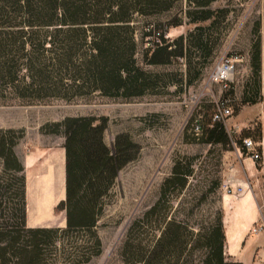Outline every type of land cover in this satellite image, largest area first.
<instances>
[{"label": "trees", "instance_id": "trees-1", "mask_svg": "<svg viewBox=\"0 0 264 264\" xmlns=\"http://www.w3.org/2000/svg\"><path fill=\"white\" fill-rule=\"evenodd\" d=\"M180 1L0 0V100L69 101L94 93L131 98L162 93L170 85L181 91V86L199 77L211 56L213 46L207 45L204 28L196 26L173 40L158 33L156 41L143 48L142 62L147 65H164L176 57L183 58L185 73L179 74L177 82L173 71H148L137 65L132 22L135 14H157ZM183 1L181 12L192 23L224 20L228 13L225 7L211 9L209 4L214 0ZM180 20L173 17L166 25H176ZM151 27L142 34L150 35ZM250 35V80L241 96V102L249 104L258 99L260 89L258 17ZM193 50L206 61L191 70ZM192 120L199 131L196 141L228 142L220 120L211 117L212 122H201L191 117L185 128L192 126ZM106 121L103 116L68 115L39 127L41 133L63 138V198L56 205L64 213L63 227L25 224L23 168L13 152L23 131L0 129V157L13 179V201L9 205L2 199L8 191L0 179V264H84L99 255L101 243L95 225L104 199L118 170L139 151L138 144L126 133L116 134L109 149L102 138ZM181 168L179 159H174L156 200L127 227L120 245L123 264H184L196 240L206 249L208 264H240L224 256L220 216L198 239H191L192 230L168 215L169 203L161 206L163 201L168 202L174 184H184L191 172L190 160L185 169ZM148 225L149 232L145 228ZM72 233L81 237L69 239Z\"/></svg>", "mask_w": 264, "mask_h": 264}, {"label": "rangeland", "instance_id": "rangeland-1", "mask_svg": "<svg viewBox=\"0 0 264 264\" xmlns=\"http://www.w3.org/2000/svg\"><path fill=\"white\" fill-rule=\"evenodd\" d=\"M184 5L182 0L167 11L152 15L135 14L132 19L137 65L148 71H173L177 82L179 74L185 73L183 58L176 57L164 65H147L142 62V50L156 41L158 33L173 40L179 35L184 37L196 26L204 28L203 37L208 46H213L211 56L199 77L192 84L181 86V91H177L176 85H170L162 93L131 98L94 93L69 101L57 98L29 102L10 98L0 100V129L23 131L13 146V152L23 168L27 226H64V213L56 207L63 198V138L41 133L39 127L42 124L68 115L103 116L107 121L102 138L109 149L118 133L128 134L138 144L136 157L118 170L96 222L95 232L101 251L84 264H123L120 245L126 229L156 200L159 186L170 173L174 159H179L181 169H185L189 159L191 172L181 187L172 186L167 195L168 202L163 201L161 206L169 203L168 215L192 230L191 239H196L221 215V197L225 194L222 186L225 183H238L242 188L238 195L251 191L264 218V92L259 89V97L254 103L241 102L243 88L250 80V28L257 17L260 18V12L264 14V4L260 0H214L209 4L211 9L225 7L228 13L224 20L216 18L211 23L189 22L181 12ZM173 17H181V20L176 25L167 26ZM150 27L151 34L144 36L142 33ZM192 56L191 70L206 61L197 50L192 51ZM237 56L240 59L233 62L229 85L219 92L218 85L208 81V75L221 59ZM221 100L231 110L221 120L228 142L196 141L194 137L199 131L194 128V120L192 126L185 128L188 119L194 117L201 122H212L213 110ZM243 137L256 143L254 150L260 154L259 160L252 161L249 151L241 149ZM40 173H48L55 179L59 194L39 209L34 177ZM0 179L8 191L2 199L9 205L13 201L10 193L13 179L10 171L3 168L1 157ZM145 228L149 232L150 226ZM258 229L260 227L255 228ZM79 237L81 234L72 233L68 238ZM196 241L184 255V264H208L206 249L200 240ZM256 250L260 259L253 254ZM224 256L233 260L225 253ZM236 260L241 264H264V229L246 239Z\"/></svg>", "mask_w": 264, "mask_h": 264}, {"label": "crops", "instance_id": "crops-1", "mask_svg": "<svg viewBox=\"0 0 264 264\" xmlns=\"http://www.w3.org/2000/svg\"><path fill=\"white\" fill-rule=\"evenodd\" d=\"M262 5L264 0H260ZM259 60H260V89L264 92V14L259 15ZM240 184L243 182L238 181ZM221 223L224 235V253L237 261V254L243 248L246 239L264 229V218L255 201L253 193L242 192L234 197L223 194L221 197ZM260 227L258 230H252ZM252 230V231H251ZM257 259L258 250L253 253ZM253 255V256H254ZM239 262V261H238ZM240 263V262H239ZM241 264V263H240Z\"/></svg>", "mask_w": 264, "mask_h": 264}, {"label": "built area", "instance_id": "built-area-1", "mask_svg": "<svg viewBox=\"0 0 264 264\" xmlns=\"http://www.w3.org/2000/svg\"><path fill=\"white\" fill-rule=\"evenodd\" d=\"M240 58L237 57H227L223 58L219 61L218 65L215 66V68L209 73L208 75V81L210 83L218 85V91L221 92L222 90L227 89L229 85V76L231 75L233 71V62L238 61ZM231 113V110L229 107H227L224 102L219 101L216 104V107L214 109V112L212 114V120H223L224 117L228 116ZM195 130H197V127L195 126ZM241 146L249 151V158L252 161H257L260 159V154L254 150V147L256 146V143L251 140L249 137H243L241 139ZM222 190L225 194L229 195H238L242 188L238 185V183H225L222 186ZM253 230H255L253 228Z\"/></svg>", "mask_w": 264, "mask_h": 264}, {"label": "bare ground", "instance_id": "bare-ground-1", "mask_svg": "<svg viewBox=\"0 0 264 264\" xmlns=\"http://www.w3.org/2000/svg\"><path fill=\"white\" fill-rule=\"evenodd\" d=\"M35 181V191L37 192V206L42 208L51 203L56 195L59 194V189L57 188V184L55 179L48 173L45 174H37L34 177Z\"/></svg>", "mask_w": 264, "mask_h": 264}]
</instances>
